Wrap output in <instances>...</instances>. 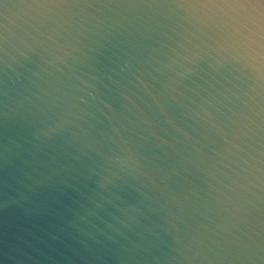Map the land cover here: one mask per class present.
Wrapping results in <instances>:
<instances>
[{
    "label": "water",
    "instance_id": "1",
    "mask_svg": "<svg viewBox=\"0 0 264 264\" xmlns=\"http://www.w3.org/2000/svg\"><path fill=\"white\" fill-rule=\"evenodd\" d=\"M0 264H264V0H0Z\"/></svg>",
    "mask_w": 264,
    "mask_h": 264
}]
</instances>
